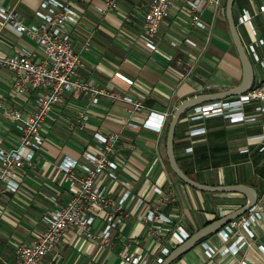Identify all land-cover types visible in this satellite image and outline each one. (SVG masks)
I'll return each instance as SVG.
<instances>
[{
	"label": "crops",
	"instance_id": "obj_1",
	"mask_svg": "<svg viewBox=\"0 0 264 264\" xmlns=\"http://www.w3.org/2000/svg\"><path fill=\"white\" fill-rule=\"evenodd\" d=\"M40 1L0 0V7L13 11L25 25H30L39 22L34 12ZM59 1L69 4L78 17V23L70 25L68 31L72 46L82 60L80 77L94 87L138 99L143 108L131 117L140 127L121 132L120 153L124 161L118 169L117 181L109 187L112 196L119 197L125 181L134 183L135 188L125 206L128 218L118 226L109 246L85 239L74 229H68L57 248L47 254L41 264H127L121 253L134 256L142 252L149 257L156 248V239L147 233L148 225L159 230L166 239L164 245L171 251L177 245L170 233L178 225L192 235L209 222L243 206L247 198L241 193L201 191L173 177L165 155L168 123L182 100L232 88L241 80V65L225 18L226 0H220L218 5L205 2L199 8L205 29L191 24V13L182 0H173L169 17L152 37L147 36L142 26L151 0H117V7L109 9L104 0ZM261 2L233 1V18L245 50L256 38L264 40V12L258 11ZM243 11L251 16L256 35L247 23L239 22ZM214 26L216 35L213 37ZM139 36L149 37L155 48L145 46L137 39ZM184 38H190L195 45L184 42L170 45V40ZM17 48L39 51L36 42L26 34L17 35L0 25V56L9 55ZM257 50L264 57V43ZM114 70L132 78L134 84L129 86L114 77ZM258 71L262 70L256 72L254 69V79ZM12 79L9 70L0 69V100L3 103L0 106V147L3 148L15 147L19 141L3 108L11 106L25 115L31 110L34 99L32 93H15ZM256 105H260V101L241 110L245 116L256 117L248 122H232L221 115L194 119L193 108L185 110L175 127L173 148L180 169L196 182L210 186L245 184L253 187L257 193L255 209L261 208L264 214V153L259 151L260 142L256 138L263 130L264 111H256ZM130 107L127 103L111 102L103 97L92 103L89 94H73L63 103L52 106L40 128L44 142L33 159L34 167L23 170L19 191L0 196V259L5 264H14L16 244L34 242L45 225L42 215L70 198L71 192L55 163L65 155L79 158L95 132L119 131ZM81 112L89 115L83 127L78 122ZM165 113L167 116L162 117ZM130 144L134 147L130 148ZM154 186L160 187L166 195L175 192L177 198L162 203L161 195L152 191ZM50 195L57 196L58 202L51 203ZM141 198L144 201L136 208ZM154 208L171 222L155 220L147 224L144 216ZM100 227L101 222L97 220L95 231ZM252 229L254 238L247 239V245L237 253L220 254L223 244L214 233L201 241L216 248L212 257L206 256L199 243L171 264H240L243 256L250 257L248 264H264V254L257 249L259 245L264 248V220Z\"/></svg>",
	"mask_w": 264,
	"mask_h": 264
},
{
	"label": "built area",
	"instance_id": "obj_2",
	"mask_svg": "<svg viewBox=\"0 0 264 264\" xmlns=\"http://www.w3.org/2000/svg\"><path fill=\"white\" fill-rule=\"evenodd\" d=\"M106 8H116L117 0H104ZM191 13V24L197 28L205 29L206 25L200 18L199 8L205 2L216 5L220 0H182ZM173 0H151L142 18V26L147 36H154L161 23L169 17ZM259 12H264V0L258 6ZM39 22L25 25L22 19L13 11L0 7V25L13 30L17 35L26 34L34 40L39 51L17 48L11 54L0 56V69H7L12 74V90L17 94L34 95L31 110L23 115L14 107L3 108L6 118L14 125L18 133V144L12 148L0 147V196L14 194L21 188L23 170L33 168V159L43 148L44 138L40 132L45 118L53 105L63 103L73 94H89L92 103H97L100 98H107L111 102H124L131 107L127 109V117L122 120L119 131L103 134L95 132L92 142L86 145L79 158L63 156L57 163L56 169L63 174L71 192L66 203L42 215L45 225L37 233L33 243H18L14 249V264H41L42 259L53 252L60 244L63 234L68 229H74L77 234L85 239H93L109 246V241L115 235L119 225L123 224L129 214L126 211V201L131 196L135 185L125 181L119 197L112 196L110 185L118 179V169L124 161L120 153L121 132L127 128L137 130L140 125L131 120V117L143 108L142 103L122 92L98 88L84 81L79 74L81 58L74 50L68 28L78 23L75 10L67 3L59 0H41L34 12ZM240 23H247L253 35L256 31L251 22V16L243 11L239 16ZM139 36L137 39L145 46L154 49L155 45L149 37ZM181 42L195 45L190 38L182 41L170 40L171 46ZM264 40L256 38L247 44L248 53L257 76L250 89L238 96H231L222 100L213 101L193 108L194 119L208 116L221 115L232 122L254 121L255 116H245L242 113L244 106L254 101H260L255 106L256 111H264V57L257 50ZM112 75L129 86L134 84L132 78L120 70H114ZM3 103L0 100V106ZM167 116V113L162 114ZM86 112L78 115L79 126L83 127L88 119ZM149 123V121L147 120ZM259 139V151L264 153V126ZM134 145L130 144V148ZM152 191L161 195V202L174 201L175 192L164 194L163 190L154 186ZM51 203H57L55 195L49 197ZM144 199H139L138 208ZM253 206L248 212L225 224L216 233L222 241L223 247L220 254L237 253L240 248L247 245V239L254 238L253 226L264 220V214ZM101 222L99 231H95L96 221ZM155 220L171 222L170 218L160 213L158 208L149 210L144 221L147 224ZM147 233L154 236L157 246L148 257L142 252L132 256L121 253V258L127 264H160L169 254L170 249L164 245V239L159 230L151 225ZM239 229L236 231L235 229ZM176 245L183 243L189 236L182 226L178 225L170 233ZM207 257L216 253V248L205 242H200ZM257 249L264 254L262 245ZM251 262L250 257L243 256L240 264Z\"/></svg>",
	"mask_w": 264,
	"mask_h": 264
},
{
	"label": "water",
	"instance_id": "obj_3",
	"mask_svg": "<svg viewBox=\"0 0 264 264\" xmlns=\"http://www.w3.org/2000/svg\"><path fill=\"white\" fill-rule=\"evenodd\" d=\"M233 1L234 0L225 1V18H226L231 41L234 45L238 60L241 65V80L238 85L232 88L221 90L214 93L196 94L192 97L182 100L175 107L168 123L166 140H165V155L170 170L173 172L175 176H177L185 184L201 191L241 193L246 196L247 201L240 208L226 215H223L214 221L209 222L208 224L204 225L203 227L195 231L183 243L177 245L174 249H172L160 264H171L184 251L192 248L196 244H199L205 237L216 233L220 228H222L225 224H227L231 220L238 218L241 215L248 212L253 206L256 205L257 202V193L255 189L249 185L232 184V185L210 186L196 182L195 180L191 179L178 166L173 148L175 127L178 119L185 110L206 103H210L213 101L222 100L231 96L241 95L247 92L253 84L254 68L248 57L245 47L241 41L236 23L233 18V13H232ZM0 264H5V263L0 259Z\"/></svg>",
	"mask_w": 264,
	"mask_h": 264
},
{
	"label": "rangeland",
	"instance_id": "obj_4",
	"mask_svg": "<svg viewBox=\"0 0 264 264\" xmlns=\"http://www.w3.org/2000/svg\"><path fill=\"white\" fill-rule=\"evenodd\" d=\"M217 21H218V20L215 21V25L217 24ZM214 35H216L215 26H214V28H213V30H212V36L214 37ZM171 175H172L173 177L177 178L178 180H180V179H179L177 176H175L172 172H171Z\"/></svg>",
	"mask_w": 264,
	"mask_h": 264
},
{
	"label": "trees",
	"instance_id": "obj_5",
	"mask_svg": "<svg viewBox=\"0 0 264 264\" xmlns=\"http://www.w3.org/2000/svg\"><path fill=\"white\" fill-rule=\"evenodd\" d=\"M167 165H168V163H167ZM168 168H169V165H168ZM169 170H170V168H169ZM170 172H172L171 170H170ZM173 173V172H172Z\"/></svg>",
	"mask_w": 264,
	"mask_h": 264
}]
</instances>
